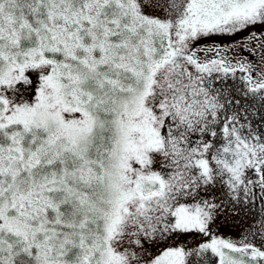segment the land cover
<instances>
[{
    "label": "snow or ice",
    "instance_id": "obj_1",
    "mask_svg": "<svg viewBox=\"0 0 264 264\" xmlns=\"http://www.w3.org/2000/svg\"><path fill=\"white\" fill-rule=\"evenodd\" d=\"M257 24L264 0H0V264H264V220L212 231L264 205V131L213 74L264 100V71L192 46Z\"/></svg>",
    "mask_w": 264,
    "mask_h": 264
},
{
    "label": "rangeland",
    "instance_id": "obj_2",
    "mask_svg": "<svg viewBox=\"0 0 264 264\" xmlns=\"http://www.w3.org/2000/svg\"><path fill=\"white\" fill-rule=\"evenodd\" d=\"M264 25H255L233 34H215L208 37H202L193 43V48L196 49V57L201 61H206L212 58L220 59L228 57L229 61L233 63L235 59H242L236 50H233L232 44L237 41V47H244L246 51L254 49L260 52V43L254 38L256 32L262 30ZM247 36V38H245ZM258 46V47H257ZM216 51L220 52L219 56H216ZM259 53L256 57H260ZM238 56V57H237ZM215 76L221 77V74L214 73ZM217 199H222V196L217 192ZM264 212V211H263ZM264 220V213H259L252 210L242 211L237 210L232 205L223 201V206L220 210V214L217 217L216 224L213 228V233L225 239H231L238 241L243 235L257 234V243H259V229L261 221ZM207 237L199 233H188L177 235L174 239L168 240L166 243H162L160 246L151 245L147 251L142 253L145 259H149L159 254L164 247H183L185 249L197 248L201 243L206 242ZM212 261H217V258L210 254V264Z\"/></svg>",
    "mask_w": 264,
    "mask_h": 264
},
{
    "label": "flooded vegetation",
    "instance_id": "obj_3",
    "mask_svg": "<svg viewBox=\"0 0 264 264\" xmlns=\"http://www.w3.org/2000/svg\"><path fill=\"white\" fill-rule=\"evenodd\" d=\"M256 33L257 34L254 38H256V40L261 45L260 47L257 46L260 48V52L255 51L256 54L253 55V52L248 50L246 51V48L239 46L237 47V41L232 44L234 45L233 50H236L241 58H247L245 60L246 63L250 61L253 65H255L257 71H264V61H262V54H264V28L257 31ZM245 38H247V36H245ZM259 53H261L260 57H256V55ZM236 61L237 59L233 61V64H235ZM213 75L215 76V74ZM245 76L246 73L236 72L234 77L230 74L227 78H224L221 74V77H218L219 83L217 84V87L221 86V84H226L229 95L240 101V104L234 105V107L239 109L241 116H243L245 113L247 114V122L251 124L254 131H264V119H262V117H264V100L259 98V94H254L248 91V87L244 80ZM253 76H255V73H253ZM224 201L227 204L232 205V207H235L237 210H246L249 212L254 210L259 213H264V205L261 204L259 197L256 198L254 204L248 205L234 206L231 201Z\"/></svg>",
    "mask_w": 264,
    "mask_h": 264
},
{
    "label": "trees",
    "instance_id": "obj_4",
    "mask_svg": "<svg viewBox=\"0 0 264 264\" xmlns=\"http://www.w3.org/2000/svg\"><path fill=\"white\" fill-rule=\"evenodd\" d=\"M208 261H210V253L206 254Z\"/></svg>",
    "mask_w": 264,
    "mask_h": 264
}]
</instances>
